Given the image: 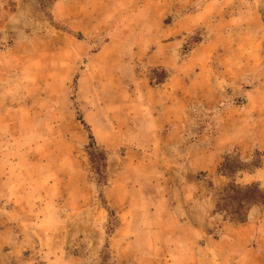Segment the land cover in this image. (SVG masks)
<instances>
[{"label":"rangeland","instance_id":"374dc122","mask_svg":"<svg viewBox=\"0 0 264 264\" xmlns=\"http://www.w3.org/2000/svg\"><path fill=\"white\" fill-rule=\"evenodd\" d=\"M232 182L264 189V0H0V264H264Z\"/></svg>","mask_w":264,"mask_h":264},{"label":"trees","instance_id":"16d2710c","mask_svg":"<svg viewBox=\"0 0 264 264\" xmlns=\"http://www.w3.org/2000/svg\"><path fill=\"white\" fill-rule=\"evenodd\" d=\"M80 122L86 126L82 120ZM91 146L96 149L94 142ZM253 167L258 168L260 164H253ZM222 195L223 208L217 205V210L226 213L232 221L242 222L248 207L255 205L264 207V189L258 184L240 186L232 182L223 190Z\"/></svg>","mask_w":264,"mask_h":264},{"label":"crops","instance_id":"0c3cea01","mask_svg":"<svg viewBox=\"0 0 264 264\" xmlns=\"http://www.w3.org/2000/svg\"><path fill=\"white\" fill-rule=\"evenodd\" d=\"M239 123L235 120L227 119L223 122V129L220 135H218L216 149L221 150V148H230V147H241L243 149L246 148L247 142L251 143V139L246 138L247 135L244 136L241 133V129L239 128ZM218 152V150H216Z\"/></svg>","mask_w":264,"mask_h":264}]
</instances>
